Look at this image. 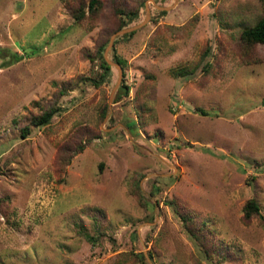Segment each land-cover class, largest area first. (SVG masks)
Here are the masks:
<instances>
[{
    "label": "rangeland",
    "instance_id": "rangeland-1",
    "mask_svg": "<svg viewBox=\"0 0 264 264\" xmlns=\"http://www.w3.org/2000/svg\"><path fill=\"white\" fill-rule=\"evenodd\" d=\"M119 6L136 27L112 38ZM263 7L102 0L75 21L63 0H0V264H264V44L239 37ZM106 38L109 79L75 84L101 71L86 52ZM170 199L228 258L199 254Z\"/></svg>",
    "mask_w": 264,
    "mask_h": 264
},
{
    "label": "trees",
    "instance_id": "trees-1",
    "mask_svg": "<svg viewBox=\"0 0 264 264\" xmlns=\"http://www.w3.org/2000/svg\"><path fill=\"white\" fill-rule=\"evenodd\" d=\"M64 5L69 9L70 13L74 17L75 21H80L82 18H84L86 15L90 17H94L100 10L102 5V0H88L85 1H79L77 4L70 2V0H63ZM162 12H165V10H161ZM115 14L118 18V24L117 28H124L126 27L131 21L136 19L138 17L139 9L138 7L131 8V7H123L119 6L114 9ZM133 33V31L124 32V36H129ZM239 37L241 40L246 44H255V43H262L264 44V7L262 13L257 17V19L248 25H244V27L241 29ZM108 42V38L100 42L95 51L93 53L87 51L86 55L93 60L96 57H99V64L101 67V71L98 73V75L94 76H80L75 84H79L83 81H89L90 83L94 84L95 86H99L104 81L108 80L111 73V65L107 61V59L103 55V51L105 49V46ZM15 57L18 59L19 55H15ZM204 59V55H203ZM114 61L117 62L120 65H124L126 63V60L118 55L114 56ZM198 63H195L193 66L189 65H182L176 68L173 72L175 75H191L197 68ZM209 66V61H204L202 64V67ZM73 85H70L68 81L62 82L58 89V93L62 94L66 90L72 88ZM124 92L127 94L128 92V86L123 84ZM264 103V99L261 101ZM59 105L56 103L49 104L47 106H43L41 109V112L33 115L31 117V121L35 125H42L47 124L53 114L59 110ZM197 109L201 113H207L204 109H201L197 107ZM21 133L23 136L28 133V127L25 126L21 129ZM79 147H82L80 144ZM137 189L141 195L142 192L139 189V186L137 185ZM139 194V196H141ZM142 198V197H141ZM145 202V199H144ZM173 211L179 216L182 222V226L185 229L186 233L192 240L193 244L196 246L199 254L207 259L210 260L211 258L218 257V258H228V252H224L222 248L219 246L218 243L214 242L209 243L211 240L207 233L211 232L212 229L209 227V225L206 223L205 220H200L199 222L196 220L195 215L193 212L184 204L176 201L175 199H170L167 201ZM259 204L257 200L254 197H251L247 199L243 206V216L244 218L248 219L250 218L254 213L259 214ZM91 241L94 240L93 235H90L89 233L84 232ZM140 257H144V255H140ZM70 264V263H68Z\"/></svg>",
    "mask_w": 264,
    "mask_h": 264
},
{
    "label": "water",
    "instance_id": "water-1",
    "mask_svg": "<svg viewBox=\"0 0 264 264\" xmlns=\"http://www.w3.org/2000/svg\"><path fill=\"white\" fill-rule=\"evenodd\" d=\"M161 8H166V7L163 6V7H161ZM135 27H136V25H135V26H131V27H124V28H121V29H119V30H117V31L114 32V34L112 35V38H113V36L116 35L117 33H124V32H126V31H129V30L134 29ZM110 43H111V41H110ZM107 61L109 62L108 59H107Z\"/></svg>",
    "mask_w": 264,
    "mask_h": 264
}]
</instances>
